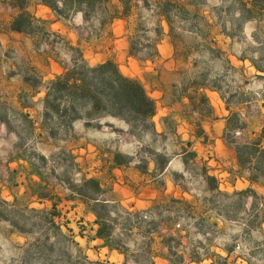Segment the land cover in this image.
Returning <instances> with one entry per match:
<instances>
[{
    "label": "crops",
    "instance_id": "1",
    "mask_svg": "<svg viewBox=\"0 0 264 264\" xmlns=\"http://www.w3.org/2000/svg\"><path fill=\"white\" fill-rule=\"evenodd\" d=\"M165 3H178V0H130L125 13L119 0H110L117 17L99 24V34L93 37L85 36L87 21L80 11L62 18L37 0H30L25 6L24 10L34 22L41 24L48 38L55 37L70 50L77 49L88 66L111 61L123 75L138 80L155 102L154 134L173 140L172 150L167 145L149 157H135L116 164V157L122 153L119 144L103 146L102 130L88 131L82 127V134L74 143L60 141L73 157L74 168L81 176L79 181L96 180L105 190L104 199L108 203L119 204L132 213H151L162 200L193 199L174 175L187 173L185 155L194 152V163L201 164L206 174L216 178L220 191L250 189L264 199V178L256 175L251 164L240 165L235 150L224 139L229 111L226 99L207 85L191 84L183 91L178 90L181 85L177 78L183 72V60L190 62L189 69L194 70V59L218 49L223 57L245 65L246 59L233 49L241 47V42L230 37L224 25L208 11L204 13L209 34L198 38L200 42L191 48L180 47L172 35L173 22L162 10ZM260 12L253 22L264 24V7ZM20 13L15 0H0V197L7 203L28 199V207L46 213L55 204L59 215L54 221H65L64 227L68 229L75 226L79 247L83 246L95 257L110 253L120 259L122 255L117 250L96 237L99 226L91 211L92 201L86 202L71 193L62 180H51L38 164L39 158L46 161L60 149L44 123L43 114L48 85L67 72L70 54L60 49L61 44L12 30L11 24ZM144 20L147 33L153 38L147 39L141 50L151 48L149 55H141L132 48L135 32ZM255 72L264 75L258 69ZM193 93H201L211 109L210 116L198 110L190 97ZM25 130L27 136L23 138ZM156 155L166 158L163 167L157 164ZM210 215L215 223L224 222L219 215ZM81 225L83 232H79ZM13 236L22 238L18 233Z\"/></svg>",
    "mask_w": 264,
    "mask_h": 264
},
{
    "label": "rangeland",
    "instance_id": "2",
    "mask_svg": "<svg viewBox=\"0 0 264 264\" xmlns=\"http://www.w3.org/2000/svg\"><path fill=\"white\" fill-rule=\"evenodd\" d=\"M25 1L26 4L30 2ZM263 7L264 0H187L185 3L178 0V3L162 5V10L173 22L172 35L180 47L191 48L192 44L200 42L198 38L209 34L204 13L208 11L224 25L230 37L241 42V47L233 49L246 59L245 65L223 57L218 49H214L209 55L193 60L194 70L189 69L190 62L183 60V72L177 78L181 85L178 90L183 91L191 84L207 85L226 99L229 111L224 139L225 136L230 138L232 143L228 145L234 150L236 146L252 142L259 136L260 128L264 129V75L255 72L258 69L264 73V24L253 22L254 18L260 17ZM60 9L65 18L74 13L65 7ZM84 12L87 17L85 36L99 34V23L106 20L102 9L96 6L84 8ZM142 24L135 32L132 48L141 55H149L151 48L142 51L141 46L153 35L147 33L146 20ZM24 27L25 33L36 34L42 41L61 44L55 37L48 38L40 23L26 20ZM60 46L62 51L70 54L68 70L76 74L86 72L80 56L68 46ZM111 73V70L107 72L108 78L112 77ZM87 78L93 84L98 82L97 76L92 74H87ZM54 81L48 85L45 100L49 105H58L59 111L45 107L43 118L60 149L46 161L39 158L38 164L51 180H62L71 193L77 195V189L82 186L81 176L77 175L72 155L64 150L65 145L60 141L74 143L82 134V127L88 131L102 130L103 146L119 144L122 152L118 156L119 162L149 157L167 145L173 149L172 138L167 141L163 136H156L154 128L148 124L132 122L127 125L111 116L109 106L96 110L87 98L74 97L67 90L56 91ZM91 91L95 93L94 89ZM190 97L202 114L210 116L211 109L201 93L190 94ZM191 117L193 120V115ZM26 136L25 130L23 138ZM188 153L185 155L187 173L175 174L174 178L191 192V201L162 200L151 213L140 211L136 214L122 206V209L110 208L114 212L108 226L113 229L117 244L126 250L125 254L118 252L122 255L120 259L110 253L95 257L86 252L83 246L79 247L74 225L68 229L64 227L65 221H54V218V225H50L44 219L46 212L28 207L29 200L24 198L22 202L5 201L6 205L0 206V264H148L147 247L153 256L169 255V247L172 252L183 254V264H264V199L257 194L255 197L228 198L211 191L202 172L204 168L195 164ZM155 160L158 165H163L166 158L156 155ZM85 191L91 190L86 188ZM101 198L104 199V195ZM210 213L219 215L224 222L215 223ZM130 214H136V217ZM81 227L79 232H83ZM13 233L23 239L15 238ZM190 255L201 261L190 263ZM153 261L154 264H170L159 257H154Z\"/></svg>",
    "mask_w": 264,
    "mask_h": 264
},
{
    "label": "trees",
    "instance_id": "3",
    "mask_svg": "<svg viewBox=\"0 0 264 264\" xmlns=\"http://www.w3.org/2000/svg\"><path fill=\"white\" fill-rule=\"evenodd\" d=\"M39 3L47 6L53 13L57 16L65 18V14L61 11L60 7H65L74 12L80 11L83 14L84 20H87L84 8L94 9L96 6L102 9L106 20L101 21L99 24L104 25L109 23L117 17V13L110 4V0H37ZM128 1L130 0H119V2L124 7V13L127 10ZM15 5L21 10V13L13 20L11 24V29L18 32H26L24 23L32 21L31 16L25 12L26 1L25 0H15ZM123 13V14H124ZM31 20V21H30ZM79 56L81 62H83L86 72L74 73L73 71L67 70L64 75L58 77L53 82L55 84L56 91L67 90L72 92L74 97L87 98L91 101L92 107L96 110H104L107 106L111 108V116L118 118L119 120L124 121L127 125H131L132 122L137 123H146L153 129L152 117L155 115L156 106L153 99H151L145 92L141 83L132 78L123 76L115 63L107 61L103 64H99L94 67L88 66L85 61L82 59L80 52L77 49H73ZM111 70V78L107 77V72ZM87 74H92L97 76L98 82L93 84ZM52 83V84H53ZM95 90V93L91 91ZM48 95V94H47ZM46 109H52L54 111H59L58 105H49L45 100ZM229 125V122H228ZM228 129V126L226 127ZM264 136V129L260 135L244 146H236L235 152L238 157V162L242 166L252 165L253 170L257 176L264 178V146L262 145V138ZM225 140L229 143L230 138L225 136ZM232 143V142H230ZM188 157L194 159L196 154L194 152H189ZM116 164L119 163V158L115 159ZM166 162V160H165ZM164 162V163H165ZM160 165V167H163ZM206 175V181L210 183V190L215 191L216 193L224 197H244L251 196L255 197L256 194L250 190L245 189L242 191H235L231 194L222 192L219 190L216 183V178L206 174V171H202ZM256 178V177H254ZM254 180V179H252ZM88 188L91 191H85ZM77 195L82 197L86 202L92 201L91 211L96 216L95 223L99 226L96 232V237L102 238L105 241V245L110 249L117 250L121 254H125L126 250L122 249L115 239L113 238L112 231L113 229L108 226L111 222L110 215L114 212L112 209L122 207L118 204L108 203L105 199H102L105 190H103L99 183L94 179H87L82 182L77 191ZM94 194L93 196H90ZM175 201V200H174ZM177 201V200H176ZM182 202V200H178ZM6 202L0 199V206H5ZM115 205V206H113ZM112 208V209H110ZM140 213V212H138ZM137 214V213H136ZM136 214H130L133 217H136ZM59 213L55 210V204L52 207L50 212L44 214V219L50 224L54 225L53 218L58 216ZM21 232V231H20ZM19 233V232H18ZM150 247L146 248V255L149 258L148 264H154L153 258L159 257L167 260L170 264H183L184 257L183 254H177L172 252L171 248H167V251H170L169 255L167 254H155L154 256L149 253ZM228 253V250H226ZM201 261L195 255L189 256V262H199Z\"/></svg>",
    "mask_w": 264,
    "mask_h": 264
}]
</instances>
